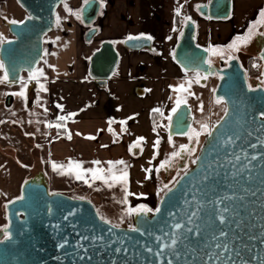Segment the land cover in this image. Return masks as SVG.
I'll list each match as a JSON object with an SVG mask.
<instances>
[{"label":"water","instance_id":"obj_1","mask_svg":"<svg viewBox=\"0 0 264 264\" xmlns=\"http://www.w3.org/2000/svg\"><path fill=\"white\" fill-rule=\"evenodd\" d=\"M15 2L25 17L18 21L23 23H7L11 38L6 41L11 43L0 45V60L6 66L3 72L8 70L11 77L14 71L21 78L41 62L44 38L59 28L57 11L65 0ZM231 5L232 0H210L198 12L204 20L226 21ZM99 12V0H89L79 9V21L87 29L85 43L98 33L94 23ZM196 34L197 22L185 20L172 60L185 73L208 77V51L197 44ZM122 46L131 52L151 51V42L145 39H126ZM119 63L113 42L102 41L89 57L87 75L98 88H104ZM19 81L4 84L10 87ZM218 98L225 113L210 130L212 135L204 136L199 159L162 196L156 207L161 211L132 215L131 226L140 231L101 220L87 200L51 193L44 173L38 172L22 184L20 196L5 206L7 225L0 230V264H264V90H249L244 70L233 59L221 72L213 94L215 101ZM12 101L9 95L6 107ZM171 116L168 139L185 137L180 133L187 132L193 122L189 105L181 103ZM225 207L228 212H222ZM194 211L198 216L189 224ZM221 214L226 218L223 224L218 219ZM177 223L184 226L179 230L182 233L198 225L200 235L188 233L174 250H162L171 243Z\"/></svg>","mask_w":264,"mask_h":264},{"label":"crops","instance_id":"obj_2","mask_svg":"<svg viewBox=\"0 0 264 264\" xmlns=\"http://www.w3.org/2000/svg\"><path fill=\"white\" fill-rule=\"evenodd\" d=\"M12 1L16 5L15 0H0V36H3L5 41L11 38L7 23L11 20L19 21L17 9L14 8V12L11 13ZM249 1L235 0L232 17L228 22L208 23L198 19L196 36L198 45L223 44L231 36L240 33L256 11L254 6L249 7ZM99 2L100 12L94 23L98 33L91 41L96 39L98 45L93 50L87 47L91 42H84L87 29L73 14L79 12L84 0H65L71 12L65 8L64 3L59 28L51 32L46 39L48 101L52 110L49 117V124L52 125L49 134L54 136L52 143L49 142V158L54 161L53 164L58 165L59 158H63L66 165L70 161L78 162L84 169L103 167L110 165L109 162L118 167L122 165L117 163L121 160L125 162L124 164L132 166L145 164L152 171L141 176L142 173L136 172L137 169L134 170L136 166H133L132 174L128 177V191L134 194L131 195L132 199L152 197L157 176L154 166L156 157L154 134L150 118L152 113H156L154 110L159 109V105L151 104L148 113L142 116L136 105L137 97L128 94L125 89L131 85L149 84L153 78H148L146 65L131 62L132 57H142L145 53L152 60L162 61L169 58L173 62L172 53L178 41V28H181L175 26V16H180L177 14L178 0H99ZM142 35L152 37L151 51L131 52L123 48L122 43L129 36ZM112 40L119 43L120 63L117 71L124 69L125 75L116 77V71L103 90L98 88L89 77L80 76L78 73L81 68L87 70L89 57L98 49L102 41ZM174 68V76L178 75V70L182 71L177 65ZM128 70L131 71L129 74ZM124 85L128 86L124 88ZM32 98L31 105L35 101V96ZM60 116L68 118L60 121L58 119ZM57 124H61L62 127L57 128ZM57 132H66L74 136L79 143L77 144L79 152L75 155L67 153L63 142L60 143L57 137ZM90 136L95 139H88L87 137ZM138 138L143 139L134 149L131 146ZM93 141L98 142L99 145L94 147L85 144ZM59 149L62 151L59 152ZM94 161H100V164L97 165ZM45 177L50 186L48 176ZM86 179L88 183L83 179L74 182L81 183L83 187L95 183L90 175H87ZM3 182L4 179L0 174V187ZM55 192L61 193V191ZM88 201L95 205L91 200Z\"/></svg>","mask_w":264,"mask_h":264},{"label":"rangeland","instance_id":"obj_3","mask_svg":"<svg viewBox=\"0 0 264 264\" xmlns=\"http://www.w3.org/2000/svg\"><path fill=\"white\" fill-rule=\"evenodd\" d=\"M203 1L205 0H178L179 15L182 21H184L185 16L196 19L197 17L192 12L191 6L193 3ZM254 1L255 0H250L248 2L250 8L256 4ZM13 2L14 1H12L10 8L11 13H13L14 8H16L18 19L21 21L23 19V12L18 6L16 7L17 4L15 5ZM181 6L183 8L180 10ZM62 17L63 5L57 11L58 22ZM47 36L44 39L45 54L37 67L43 69L45 73L46 78L41 77L40 83L44 84L47 91H39V85L36 81L29 80L27 74H23L21 76L23 80H20L14 86L9 87L4 83H0V174L4 179L0 187V230L7 225V220L5 218L6 204L17 199L20 196V186L38 172L45 173V175L48 176L50 180L49 190L51 193H58L55 191H61V193L59 192L60 194L73 199L91 200L95 203V205H93L101 220L108 221L107 223L112 226L119 224L118 228L130 227L132 225V215L126 214L128 208H139L140 205H145L153 210L156 209L162 196L167 192L165 185L171 188L178 178L186 172L185 168L183 171L178 172L173 181H170L169 176L165 178L164 168L156 171L160 164L165 161L168 162L169 158L176 160L177 157H173L172 153L178 152L181 145H187L188 143L189 137L188 139L179 137L171 140L167 137V128L169 125L167 117L172 115V109L176 107V100L178 98L181 99V103L185 100L187 101L194 118L192 129L200 130L202 125H207L209 129L213 128L224 114V106L221 103H216L213 99L215 83L213 81H208L205 85H201L196 82L193 74L183 73V71L179 70L177 73L178 75L174 76L173 72L176 65L169 58L156 61L152 60L145 53L142 57L131 58V62L145 64L146 69H148V78H153H151L152 81H150L151 83L149 84H139L137 86L124 85V88L128 86L125 91L127 90L126 92H128V94L137 97L136 105L139 107V112L142 113V116L148 113L147 111L151 104L154 103L159 105L158 108L160 111L155 113L156 116L153 120L150 118L151 129L154 134V144L159 140V145L155 147L156 157L154 166L155 175L157 177L153 186L154 195L148 198L137 197V199H132L131 195H129L127 203H122L121 201L124 198L123 185H116L115 187L109 188L99 180L95 181L91 186L83 187L81 183L74 182L77 180L75 175L61 174L59 166H65V173L68 166L64 163L63 158H59L60 164H56L58 166L57 170H54L52 167L54 161L49 158V142L52 143L54 136H52L51 133L49 134V117L52 114V110H50L51 108L49 107L48 101ZM113 44L118 51L119 43L113 41ZM97 45L98 41L95 39L88 44L87 47L93 50ZM228 56L229 55H227V57ZM123 62L125 63V59ZM156 62L158 63L156 64ZM130 70H132V68H130ZM130 70H128V74L131 72ZM124 73V69H119L115 76L120 77L125 75ZM3 74V70L0 69V77H2ZM78 74L80 76L84 75L86 78L88 77L85 68H81ZM188 80H191L192 83L187 92H177L174 90L176 86L185 84ZM22 83H26L27 87L22 89ZM185 87H187V84H185ZM22 90L25 93L24 96L15 95V93H19ZM103 90H105V88H103ZM192 93H194V95H192ZM8 95H12L13 101L9 107H6L5 100ZM33 96H35V101L33 105H31ZM69 135L71 134L57 132V137L60 143L63 142L64 149L67 153L75 155L79 152V147H77L79 143L72 135L71 139H69ZM85 144L94 147L99 145L98 142L94 141L85 142ZM201 145L202 140L197 144L196 149L198 146L200 148ZM133 148L135 149L137 147ZM61 151L62 150L59 149V152ZM125 165L127 164L115 167L114 165L107 164L103 167H99L105 169L113 167L115 171L119 172V170L125 169ZM133 166H136L134 168V170L137 169L136 172L142 173L141 176L147 175L148 172L145 170L149 168L145 164ZM133 166L131 164L127 165L126 171L128 172V177L132 174ZM188 168H190V165ZM161 189H163V191H161Z\"/></svg>","mask_w":264,"mask_h":264},{"label":"snow or ice","instance_id":"obj_4","mask_svg":"<svg viewBox=\"0 0 264 264\" xmlns=\"http://www.w3.org/2000/svg\"><path fill=\"white\" fill-rule=\"evenodd\" d=\"M84 3L87 4L89 3V0H84ZM65 8L68 9V6L67 4L65 3ZM69 12H71V9H68ZM77 19H80V13L79 12H76V13H73ZM177 14H179V9L177 10ZM260 16H261V20L258 22V23H261V24H264V10H262L260 12ZM59 19V18H58ZM186 20L187 19H190V18H185ZM11 24L13 25H16L18 23H23V22H17L15 20H11L10 21ZM253 29H250L249 30V33L248 35H246L245 37H238L235 41H233L232 44H230L228 46V53L229 56L228 58L229 59H236L237 57L232 54V53H236V52H239L241 47L246 45L247 43H249L253 36H252V33H253ZM261 35H264V33H261ZM139 39H145V40H152V37L151 36H139V37H132V36H129L128 37V40H139ZM168 39H171V37H168ZM4 43H11V41H5L3 36H0V45L4 44ZM205 51H211L212 55H219L221 57H223L225 55V51L224 50H221V49H217V48H211V49H205ZM262 59H264V54H262ZM205 63L209 64V66H211V60H207L205 61ZM6 66H5V63L0 60V69H5ZM185 71L187 72L188 69L185 68ZM28 72H29V76H28V79L29 80H34L36 81V83L39 85V91H47V89L45 88L44 84L43 83H40V78L41 77H45V73L43 71V69L41 68H30L28 69ZM207 79V76H203L201 77L199 73L196 74V77H195V80L196 82L198 83L199 82V79ZM16 79H20L21 81L23 80V78H18L15 76V73L13 71V74L11 75L10 77V73L8 70H5L4 71V74L2 77H0V83H5V82H9V83H13L16 81ZM191 83L192 81L191 80H188L185 82V84H187V87H185V84H180L178 86H176V88L174 89L175 91L177 92H187L190 87H191ZM27 87V84L26 83H22V89L23 88H26ZM24 91L22 90L21 92L19 93H15V95H20V96H24ZM192 95H194V93H192ZM221 100L220 98H218L216 100V103H220ZM184 103H187V101L185 100ZM181 105V99H177L176 100V107H174L172 109V113L175 114L177 112V109L180 107ZM57 107H62L60 105H57ZM46 111V109H45ZM154 111L156 112H159L160 110L159 109H155ZM69 115H75V114H69ZM68 117H65V116H60L58 117V119L60 121H64L66 120ZM168 121L171 122L172 121V116H168L167 117ZM52 125H49V127H51ZM56 127H62L61 124H57ZM170 127V125H169ZM202 130L204 132H206V134L208 136H211L212 135V132L211 131H208L207 129V125H202L201 126ZM180 134L182 135H188L189 139L190 140H195L197 143L199 142V136L201 135V132L200 131H197L195 129H192V128H189L187 132H181ZM69 139H71V135H69L68 137ZM88 139H95V137H87ZM143 138H138L137 142L135 144H133L131 147H138L139 146V143L140 141L142 140ZM171 139V138H169ZM159 145V140H157L154 144V147H157ZM253 147H256V145H252ZM181 149L183 150H186V151H194V149H189L187 147V145H181L180 146ZM180 155L179 152H173L172 153V156L173 157H178ZM257 157L253 156L252 159H256ZM197 159H199V157H197ZM196 161L194 160L193 163H195ZM95 164L99 165L100 164V161H94ZM117 163L119 164H124L125 162L123 160L121 161H118ZM109 164L111 165L112 162H109ZM168 165V162L165 161V162H162L159 166V168L156 169V171H159L161 168H165L166 166ZM53 169L54 170H57L58 166L56 164H53L52 165ZM59 168L61 169V174H70V175H75V178L77 180H85V183H88V179H86V176L87 175H90L91 177V180L94 182L96 180H100L102 181L107 187L109 188H112V187H115L116 185H123V191H124V198L123 200L121 201L122 203H127V198L129 195H134L132 193H130L128 191V188H127V182H128V172L126 171V168H127V165H125V169H121L119 170V172L115 171L113 169V167H108L107 169L105 168H94V169H83L81 164L76 162H69L68 166H67V169H66V173L64 171V168L65 166L61 165L59 166ZM146 172H151L152 170L151 169H146L145 170ZM185 174H187L185 172ZM148 178V177H146ZM89 186H91V184H89ZM165 188L167 189L168 192H171L172 189L170 187H168V185H165ZM161 191H163V189H161ZM167 193H165L166 195ZM22 199V197H21ZM161 211L160 208H156V209H152V208H148L146 207L145 205H140L139 208H128L127 209V212L126 214L127 215H137V216H146L148 213L150 212H155V213H159ZM229 209L227 207H225L222 212H228ZM198 216V211H194L191 213V216L189 217V221L188 223L189 224H192L194 223L192 217H197ZM219 219V222L221 224L225 223L226 222V218L224 215H219L218 217ZM105 222H108V221H105ZM113 227H119V224H116V225H113ZM184 226L182 224H175L174 225V228L177 230V232L174 233L173 235V238L171 239V243L170 244H165L162 246V250L163 248H169V249H175L178 242L181 241L182 237L186 238L187 234L188 233H193L194 235L196 236H199L200 235V228L199 226L197 225L195 230L191 227L187 228L186 229V232H180L179 230L182 229ZM130 230L131 231H140V229L138 228H135V227H132L130 226ZM4 235H5V238H8V232L7 230L5 229L4 231ZM220 236H225L226 233L224 232H220L219 234ZM216 237H214L215 239ZM157 241H160V237H156ZM61 247H63V245H61ZM216 247H220L219 244L216 245ZM117 251H119V249H117ZM149 251H151V249H149ZM224 251H228V245H224ZM211 259V257H209ZM169 264H171V261H169Z\"/></svg>","mask_w":264,"mask_h":264},{"label":"flooded vegetation","instance_id":"obj_5","mask_svg":"<svg viewBox=\"0 0 264 264\" xmlns=\"http://www.w3.org/2000/svg\"><path fill=\"white\" fill-rule=\"evenodd\" d=\"M209 1L210 0H205L203 2H196V3H193V5L191 6L192 12L197 17L196 19L193 18L196 22L198 19L204 20L203 18H201L200 14L198 12V7L202 3H209ZM234 1L235 0H232L231 14H230V17L228 20H226V21L205 20V22L211 23V22H228V21H230L231 17H232ZM254 2L256 3L254 5V8L256 7V9H255L256 11L240 33L236 34L235 36L234 35L231 36L223 44H216V45H212V46L211 45L210 46H200L199 45L200 47H202L204 49L217 48V49H221V50L225 51V55L223 57H221L219 55H212L211 51H208V56L206 58V61L211 60V66H209V64H208V66H209V69L207 71L208 77L205 80V83L203 85H205L208 81H213L215 83V89H216L218 81H219V79H221V72H223L225 69H227L228 63L231 60H233V59H229L227 57V55L230 54V53H228V50H227L228 46L230 44H232L233 41H235L238 37H245L246 35H248L249 30L254 28L253 33H252V36H253L252 40L249 43H247L246 45L242 46L239 52L232 53V54H234L237 57L236 60L239 62L241 68L244 70L247 88L249 90H252V91H256L259 89L264 90V77L262 76V68H263L264 64H263V59L261 58L262 54H264V35H261V33H264V24L258 23L261 20L260 12L262 10H264V0H255ZM182 8L183 7L181 6L180 10ZM186 17L189 18V16H185V18ZM185 20L186 19H184V21ZM184 21L181 24V28L180 27L178 28L179 34H180L181 29L183 27ZM196 36H197V34H196ZM196 42H197V39H196ZM253 70H257V74H253L252 73ZM183 73H185V72H183ZM189 74H193L194 77H196L197 73H189ZM201 80H202V78L199 79V82H198L199 84H200ZM214 91H213V94H214ZM7 97H6V100H7ZM6 100H5V105H6ZM12 100H13V97H12ZM220 103L224 106L222 101ZM224 113H225V106H224ZM193 121H194V118H193ZM192 125H193V122H192ZM192 125H191V128H192ZM207 129H208V131H210L212 128H210V129L207 128ZM197 131L201 132V135L199 136L198 139H199V142L202 140V143H203L204 136L206 135V132H204L202 130V128L200 130H197ZM181 138H187L188 139V135H186L185 137H181ZM198 143L195 140L188 139L187 147L189 149H194V151H186V150H183L180 148L178 150L180 155L176 158V160L171 159V158L168 159V165L164 168L165 178L167 176H169L170 181H173L174 178H176L175 176L178 174V172L183 171L185 168H186V171L191 168V166L194 164L193 161L196 160L198 153H199V150L201 148V146H200V148L198 146L199 150L197 151L198 148L196 149V147H197ZM189 165H190V168H188Z\"/></svg>","mask_w":264,"mask_h":264},{"label":"trees","instance_id":"obj_6","mask_svg":"<svg viewBox=\"0 0 264 264\" xmlns=\"http://www.w3.org/2000/svg\"><path fill=\"white\" fill-rule=\"evenodd\" d=\"M63 6H64V4H63ZM24 17H25V14L23 13V18ZM182 23H183V21H182L181 17L180 16H175V26L179 27V26H181ZM252 73L253 74H257V70H253ZM155 116H156L155 113L151 114V119L153 120L155 118Z\"/></svg>","mask_w":264,"mask_h":264}]
</instances>
